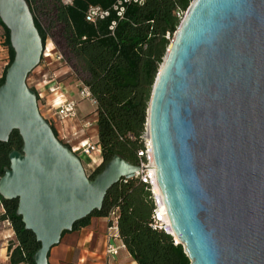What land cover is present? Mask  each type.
<instances>
[{
    "label": "water",
    "instance_id": "1",
    "mask_svg": "<svg viewBox=\"0 0 264 264\" xmlns=\"http://www.w3.org/2000/svg\"><path fill=\"white\" fill-rule=\"evenodd\" d=\"M14 58L0 85V195L41 246L36 264L140 170L115 154L93 177L54 132L28 76L44 43L27 0H0ZM147 126L174 237L190 264H264V0H193L153 86Z\"/></svg>",
    "mask_w": 264,
    "mask_h": 264
},
{
    "label": "trees",
    "instance_id": "2",
    "mask_svg": "<svg viewBox=\"0 0 264 264\" xmlns=\"http://www.w3.org/2000/svg\"><path fill=\"white\" fill-rule=\"evenodd\" d=\"M192 1L131 2L126 4L121 17L114 8L118 0H72L71 3L27 0L44 46L51 37L58 47H64L66 59L80 73L78 79L89 87L96 102L102 163L90 177L102 170L115 154L138 163L155 79L170 37ZM91 7H100L108 14L89 20ZM0 24L10 52V61L0 77L1 85L15 53L9 30L1 18ZM52 127L58 137L53 124ZM22 145L17 130L8 141H0V176L10 164L9 153L21 150ZM149 196L147 186L139 179L124 178L108 191L102 209L76 221L73 229L87 225L92 216H109L116 210L119 236L138 264H190L184 246L176 244L173 235L153 227V203ZM0 200L5 210L2 218L10 221L17 240L8 246L10 263L36 264L34 256L41 244L17 214L18 199H4L0 195Z\"/></svg>",
    "mask_w": 264,
    "mask_h": 264
},
{
    "label": "built area",
    "instance_id": "3",
    "mask_svg": "<svg viewBox=\"0 0 264 264\" xmlns=\"http://www.w3.org/2000/svg\"><path fill=\"white\" fill-rule=\"evenodd\" d=\"M64 1L66 3L72 2V0H64ZM131 2L142 4L145 2V0H118V3L115 5L114 8L117 10L119 16L121 17L123 16L125 12L126 4H129ZM106 14H108V12L103 11L100 7H91L87 14V18L89 20L95 21L98 16L103 17ZM114 25L115 22L113 23L111 28H114ZM55 59L58 61L66 60L64 55L56 48L53 40L50 38V43L49 44L47 43V45L44 46L42 60L48 63ZM36 92L37 95L39 96V101L41 99H44V94L38 87L36 88ZM80 95L82 98H90L93 101H95L91 95L89 87L84 85L83 83H82V88L80 89ZM49 104H51L52 106L50 110L53 109L57 110L61 108L65 111L67 116L79 120V117H77V113H76V105H77L76 100L67 98L65 94L63 93L60 94V96H58L53 101L49 102ZM79 123L81 130L85 134V137L74 144L69 143V145L73 150V152L81 156H86L89 159L88 163L94 166V167H86L84 165L85 170L89 175L90 173L94 172L96 168L102 163V150L98 142V137L97 140L93 139V133H95L94 120L89 116L88 117L84 116L79 120ZM67 136L68 134L66 135V137ZM141 142H142V147L138 149V164L140 165L141 168L139 171L136 172L135 178L139 179L140 182L145 184L147 186V189L149 190L150 193L149 197L153 203V223H152L153 227L159 228L164 232L171 234L169 231L170 224L167 219V212L163 205L162 193L158 184L156 164L154 160V154H153L151 137L148 126H146L144 132L141 135ZM109 216L117 221L116 210H112ZM174 239H175V243L178 244L179 241L175 237ZM106 251L108 254L118 253L117 248L114 247L111 243L107 245Z\"/></svg>",
    "mask_w": 264,
    "mask_h": 264
},
{
    "label": "rangeland",
    "instance_id": "4",
    "mask_svg": "<svg viewBox=\"0 0 264 264\" xmlns=\"http://www.w3.org/2000/svg\"><path fill=\"white\" fill-rule=\"evenodd\" d=\"M173 37L174 35L170 37V43ZM50 38L46 42V45L50 43ZM54 45L66 59L64 47L59 46V48L55 43ZM79 74L72 67L68 59L65 61L55 59L48 63L41 60L40 65L30 73L27 79L30 87L35 90L38 87L43 92L44 99L38 100L39 109L42 115L56 128L59 138L68 144L76 143L75 138L83 134L79 123L81 118L79 117V120H77L76 118L67 116L61 108L50 110L52 106L49 102L63 93L67 98L76 100L78 115L92 116L93 111L96 109V103L90 98L81 97L80 89L82 88V81L78 79ZM67 134L68 136L66 137ZM97 137L98 135L95 131L93 139L97 140ZM79 156L86 167H94L88 163L89 159L86 156ZM4 212L5 210L0 200V264H11L8 246L10 243H17V240L10 221L2 218Z\"/></svg>",
    "mask_w": 264,
    "mask_h": 264
},
{
    "label": "crops",
    "instance_id": "5",
    "mask_svg": "<svg viewBox=\"0 0 264 264\" xmlns=\"http://www.w3.org/2000/svg\"><path fill=\"white\" fill-rule=\"evenodd\" d=\"M9 61L6 35L0 24V77ZM95 110L90 117L95 122L94 131L98 135V114ZM77 116L82 118L86 115L77 113ZM84 137L83 133L75 140L78 142ZM109 243L117 248V254L107 253ZM48 259L49 264H138L119 236L117 221L110 216L98 215L92 216L87 225L63 233L60 242L50 249Z\"/></svg>",
    "mask_w": 264,
    "mask_h": 264
},
{
    "label": "bare ground",
    "instance_id": "6",
    "mask_svg": "<svg viewBox=\"0 0 264 264\" xmlns=\"http://www.w3.org/2000/svg\"><path fill=\"white\" fill-rule=\"evenodd\" d=\"M169 231H170L171 234H174V232H173L171 226H170V228H169Z\"/></svg>",
    "mask_w": 264,
    "mask_h": 264
}]
</instances>
